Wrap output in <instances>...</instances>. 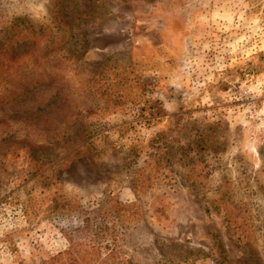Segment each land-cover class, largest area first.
Instances as JSON below:
<instances>
[{"label":"rangeland","instance_id":"374dc122","mask_svg":"<svg viewBox=\"0 0 264 264\" xmlns=\"http://www.w3.org/2000/svg\"><path fill=\"white\" fill-rule=\"evenodd\" d=\"M4 36L0 264H264V0H0Z\"/></svg>","mask_w":264,"mask_h":264},{"label":"trees","instance_id":"16d2710c","mask_svg":"<svg viewBox=\"0 0 264 264\" xmlns=\"http://www.w3.org/2000/svg\"><path fill=\"white\" fill-rule=\"evenodd\" d=\"M24 19H16V20H14V22L13 23H16V22H21V21H23ZM28 22V21H27ZM12 23V24H13ZM16 24H18V23H16ZM32 24V23H31ZM33 29L35 28V27H32ZM6 35H7V33H6ZM5 35V36H6ZM5 36L4 37H2V38H0V47H3L4 45H5V42H6V39H5ZM9 38V36H7V39ZM19 45V43H18V41H17V43H16V46H18ZM152 156H154V154L152 153L151 154ZM151 159V158H150Z\"/></svg>","mask_w":264,"mask_h":264}]
</instances>
